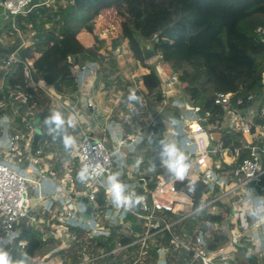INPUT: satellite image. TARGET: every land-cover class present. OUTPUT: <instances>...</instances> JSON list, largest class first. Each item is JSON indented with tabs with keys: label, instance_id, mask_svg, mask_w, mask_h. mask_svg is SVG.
<instances>
[{
	"label": "built area",
	"instance_id": "1",
	"mask_svg": "<svg viewBox=\"0 0 264 264\" xmlns=\"http://www.w3.org/2000/svg\"><path fill=\"white\" fill-rule=\"evenodd\" d=\"M42 4L49 5L50 2L0 0V9L7 16H25ZM258 32L264 38V30L258 29ZM19 62L16 53L0 59V71L7 75ZM97 63L74 68L80 89L95 75ZM155 68L158 76H163L164 96L175 92L179 85L177 75L169 74L160 63ZM24 77L39 97L44 92L69 104L41 79L33 60L25 64ZM262 85L259 98H238L235 103L233 93H219L215 104L223 106L226 114L214 126L209 125L207 115L201 116L202 112L187 95L179 92L167 98L164 105L177 110L179 116L173 132L166 129L163 134L166 142H175L188 155L191 167L182 181L172 174L170 179L160 175L153 190L143 177H138L135 166L126 169L127 158L140 150L149 135H154L150 131L151 125L127 134L123 124H108L112 147L107 145V138L85 135L75 144V152L65 163L64 173L59 174L43 162L44 157L52 158L48 153L45 155V147L50 146V141L45 139L38 147L34 145L41 143L42 135L35 143L36 127L41 125L35 114L37 103L32 94L11 90L8 97L0 99V157L4 159L0 161V248L13 260L20 259L28 246L24 232L35 229L43 233L44 239L63 243L45 255L41 264H65L57 255L74 243L81 250V258L78 263L68 264H95L101 260L102 264H170L168 247H157L156 260L149 253L150 246L159 236H167L173 250L183 249L193 254L182 264H233L241 252L264 264V72ZM19 104H22L20 109ZM87 106L92 107V104ZM129 109L135 116L136 107ZM4 117H7L6 122ZM231 136L235 138L231 139ZM228 140L233 144L226 146ZM85 167L89 178L82 182L77 177ZM113 174H118V179L127 185L126 194L134 191L138 195V189L144 191L143 202L127 213L114 207L111 197L106 194L107 178ZM183 181L188 185L201 181L208 188L200 207L193 213L223 216L221 222L208 223L207 229L198 226L191 234L185 227L176 232L175 228L182 226L181 222L193 214L173 218L184 205L191 203L190 196L177 188V182ZM30 189L34 190V197L29 194ZM102 191L105 192L104 206L98 201ZM85 198L88 203L84 202ZM89 206L92 210L88 216ZM129 216L143 225V233H135V240L128 245L109 252L100 249L96 256H91L88 245L94 240L108 239L113 229L132 234L133 223ZM217 231H222L230 243L210 250L209 242Z\"/></svg>",
	"mask_w": 264,
	"mask_h": 264
},
{
	"label": "trees",
	"instance_id": "2",
	"mask_svg": "<svg viewBox=\"0 0 264 264\" xmlns=\"http://www.w3.org/2000/svg\"><path fill=\"white\" fill-rule=\"evenodd\" d=\"M39 1H49L50 4H42L25 16H7L0 9V35L8 32L16 37L13 43L7 45L0 41V59L16 53L20 60L7 75L0 71V80L5 81L0 89V99L8 97L10 91L16 89L32 94L37 103L35 114L43 132L41 143L47 139L56 144L63 137L62 132H49L44 120L51 112L40 106L37 90L25 82L24 66L28 60H33L41 79L67 100L69 94L80 92L74 68L100 61L101 51L105 46L104 42L98 41L93 45H86L81 40L80 33L86 32L98 40L95 19L107 11H116L124 21L122 38L114 40L113 49L117 50L122 41L127 40L133 58L149 70L141 78L147 94L155 96L156 104L163 106L154 113L153 124L150 126L154 135H149L140 150L130 155L126 161L127 167L138 164L140 177L147 181L150 190L155 188L160 175H164L166 179L172 176L162 167L159 157L160 141H166L163 134L166 123L175 125L179 113L164 105L165 100L174 95L169 93L164 96L163 76H158L155 66L146 65L143 46L155 53V57L159 58L160 64L169 74L177 75L178 92L187 95L191 103L202 114L207 115L210 126L222 121L226 114L223 106L215 104L219 93H233V103L238 98L247 100L251 96L259 98L262 95L264 38L258 29L264 30V0ZM28 32L33 33L32 44L29 46L25 45L23 39V35ZM20 107L22 104H19V109ZM17 121L20 122L19 119ZM126 132H132L129 126L126 127ZM233 138L235 136H231ZM39 144L34 145L38 147ZM225 144L230 146L233 141L228 140ZM72 147H61V159L54 167L56 171L60 170L61 160L69 158L66 150ZM140 157L143 158L142 161ZM177 188L190 196L191 203L184 205L177 215H173L176 219L197 210L203 195L208 193V188L201 181L192 185H188L187 181L177 182ZM143 194L144 191L138 189V195ZM98 201L100 205H105L104 191L99 194ZM128 219L133 223L132 234L126 235L119 229H113L108 239L94 240L93 244L88 245L91 256H96L100 249L109 252L116 247L128 245L135 240V233H143V225L139 221L133 216ZM222 220L223 216L193 213L175 230L179 233L180 227H185L191 234L198 226L207 229L208 223ZM24 233L28 240L27 264H41L39 259L61 244L58 240L44 239L43 233L35 229L25 230ZM221 233L222 231L215 232L214 238L209 242L210 250L220 249L230 243V239ZM77 245L74 243L71 249L61 252L65 264L79 262L81 250ZM162 246L169 249L167 257L170 264H182V261L193 257L192 253L183 249L173 250L169 246L168 237L159 236L149 248L153 260L158 258L157 247ZM246 261L260 264L254 257L237 258L233 264H245ZM102 262L101 260L95 264Z\"/></svg>",
	"mask_w": 264,
	"mask_h": 264
},
{
	"label": "rangeland",
	"instance_id": "3",
	"mask_svg": "<svg viewBox=\"0 0 264 264\" xmlns=\"http://www.w3.org/2000/svg\"><path fill=\"white\" fill-rule=\"evenodd\" d=\"M51 3L54 2L52 1ZM4 18L6 20V16ZM123 21L116 11L110 10L98 16L94 21L95 34L98 40H95L93 35L86 32L80 33V38L86 45H93L96 41L104 42L105 44L101 51L100 61H98L96 66L97 71L94 76L89 77L85 82V90L69 94V104L59 100L56 96L52 97L44 92L40 94L39 99L42 108L49 110L51 113L59 111L63 114L66 121L69 117L74 118V126L69 127L67 123L65 124L66 134L73 138L74 143L72 146H74L66 150L69 159L61 160L63 165L64 162L66 163L72 159V155L75 152V144L77 145L85 135L91 134L98 139H103L106 126L108 124L114 125L116 122L123 124L125 130L127 126L130 128L133 125H135L136 129L148 128L153 123L154 113L160 111L163 107L156 104L155 96L147 94L141 78L142 75L147 73L148 69L133 58L127 40H123L122 45L117 50L113 49L114 40L122 38ZM32 35L33 33L29 32L23 35L25 45L29 46L32 44ZM15 39L16 37L13 34H8V32L0 35V41L5 45L13 43ZM160 62L159 58L153 57L146 61V65L156 66ZM4 85L5 81L0 80V87ZM178 89V87H175L173 95L179 93ZM130 90L135 91L138 97L137 100L128 99ZM55 94L58 93L56 92ZM72 102H74L73 105ZM90 104H92V107L87 106ZM131 106H135L137 109L135 116H132L130 112L129 107ZM166 124L167 127L171 128L170 123ZM61 132L64 135V130ZM62 146H64L63 137L55 145L50 144L49 146L52 151L51 156H53L55 162L57 161L56 159L58 161L61 159L60 150ZM141 153L143 154L144 151H141ZM140 158L142 161L143 158ZM3 160L0 157V161ZM126 169L127 171L130 170L127 166ZM133 173L135 172L133 171ZM29 194L31 193L29 192ZM62 244L60 245L62 246ZM61 254L57 256L59 259H64ZM245 257L243 252L239 253V259H244ZM42 258L44 256L39 259V263H41ZM245 264H249V262L246 261Z\"/></svg>",
	"mask_w": 264,
	"mask_h": 264
},
{
	"label": "clouds",
	"instance_id": "4",
	"mask_svg": "<svg viewBox=\"0 0 264 264\" xmlns=\"http://www.w3.org/2000/svg\"><path fill=\"white\" fill-rule=\"evenodd\" d=\"M128 99H138L135 91H129ZM3 120L6 122L7 117H4ZM44 123L48 126L50 133H58L64 130L63 144L66 148L74 143L73 138L67 135L65 130L66 123L69 127L74 126L73 117H69L66 121L62 113L59 111H53L51 115L45 118ZM160 144L161 151L159 157L162 166L165 167L176 180H184L191 167V164L188 162V155H186L175 142H166L162 140L160 141ZM153 170H155L154 165ZM77 178L82 182L87 180L89 178L88 168L85 167L82 169L78 173ZM126 189L127 185L118 179V174L108 176L106 194L111 197L113 206L118 209L122 208L125 213L141 204L144 200L143 196L137 195L134 191L126 194ZM27 260V254H24L20 259L13 260L7 251L0 248V264H27Z\"/></svg>",
	"mask_w": 264,
	"mask_h": 264
},
{
	"label": "crops",
	"instance_id": "5",
	"mask_svg": "<svg viewBox=\"0 0 264 264\" xmlns=\"http://www.w3.org/2000/svg\"><path fill=\"white\" fill-rule=\"evenodd\" d=\"M149 72V70L147 71V73ZM146 74V73H145ZM164 89H165V87H163ZM80 89V88H79ZM82 90H85V87H83L82 89H80V92L82 91ZM64 98V97H63ZM64 100L65 101H69L68 99L66 100L65 98H64ZM74 104V102H72V105ZM112 126H113V124H112ZM132 126V125H131ZM166 126H167V124H166ZM140 129V128H139ZM139 129H136L135 128V125H133V127H130V130L132 131V132H130V133H127V134H132V133H136ZM143 129V128H142ZM166 129H168V130H170L171 129V132H173V125L171 124V128L170 127H166ZM89 135H91V134H89ZM104 138H107V140H108V144H111L112 142H111V140H110V138H109V134H108V132H107V126H106V128H105V130H104ZM91 136H93V135H91ZM95 137V136H94ZM103 138V139H104ZM51 143V142H50ZM51 144H54V143H51ZM113 144V143H112ZM111 144V146L110 147H112L113 145ZM55 145V144H54ZM51 148L50 147H45V150H46V153H45V155H47V153H48V155H51L52 154V151L50 150ZM69 159V158H68ZM44 161V163H45V166L48 168V169H50L51 171H55V172H57V173H59V174H63L64 173V171H65V162H64V165H63V162H61V165H60V170L59 171H56L55 170V166H56V164L57 163H59V161H58V159H56L57 161L55 162L54 161V159H53V156H52V158H45L44 157V159H43ZM66 161V160H65ZM136 164V165H135ZM133 166H135V168H136V171H137V174L138 173H140L139 172V170H138V164L137 163H135ZM44 167V166H43ZM131 167V166H130ZM140 176V174L138 175V177ZM46 183H48V181H45ZM48 185V184H47ZM30 196L31 197H34V195H35V192H34V190L33 189H30Z\"/></svg>",
	"mask_w": 264,
	"mask_h": 264
},
{
	"label": "water",
	"instance_id": "6",
	"mask_svg": "<svg viewBox=\"0 0 264 264\" xmlns=\"http://www.w3.org/2000/svg\"><path fill=\"white\" fill-rule=\"evenodd\" d=\"M142 50H143L145 61H148V60L152 59L153 57H155V53L151 49H148L146 46H143ZM201 116L204 117V115L202 113H201ZM203 124L206 125V123L204 121H203ZM41 135H42L41 126H37L36 127V135H35V139H34L35 143L39 142V140L41 138ZM140 182L143 183L144 181L141 180ZM84 202L88 203V199L85 198ZM91 210H92V207L89 206L88 209H87L86 215L89 216V214L91 213Z\"/></svg>",
	"mask_w": 264,
	"mask_h": 264
}]
</instances>
